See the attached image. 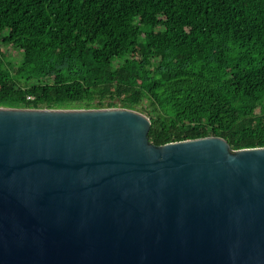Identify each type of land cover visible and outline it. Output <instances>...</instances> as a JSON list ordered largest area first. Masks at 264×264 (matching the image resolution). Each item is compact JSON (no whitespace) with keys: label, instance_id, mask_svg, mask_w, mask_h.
I'll return each mask as SVG.
<instances>
[{"label":"water","instance_id":"1","mask_svg":"<svg viewBox=\"0 0 264 264\" xmlns=\"http://www.w3.org/2000/svg\"><path fill=\"white\" fill-rule=\"evenodd\" d=\"M151 126L0 107V264H264V147Z\"/></svg>","mask_w":264,"mask_h":264},{"label":"trees","instance_id":"2","mask_svg":"<svg viewBox=\"0 0 264 264\" xmlns=\"http://www.w3.org/2000/svg\"><path fill=\"white\" fill-rule=\"evenodd\" d=\"M0 45L25 54H0V107L140 110L158 146L264 147V0H0Z\"/></svg>","mask_w":264,"mask_h":264},{"label":"rangeland","instance_id":"3","mask_svg":"<svg viewBox=\"0 0 264 264\" xmlns=\"http://www.w3.org/2000/svg\"><path fill=\"white\" fill-rule=\"evenodd\" d=\"M0 54L6 55L7 57H10V59L12 61H20V60H22V58L25 57V54L21 51V49L17 46H13V45H11L9 47H5V46L0 45ZM101 107H104V106H101ZM98 109H105V108H98ZM137 111L141 112L140 110H137Z\"/></svg>","mask_w":264,"mask_h":264},{"label":"built area","instance_id":"4","mask_svg":"<svg viewBox=\"0 0 264 264\" xmlns=\"http://www.w3.org/2000/svg\"><path fill=\"white\" fill-rule=\"evenodd\" d=\"M29 99H32L31 97H29Z\"/></svg>","mask_w":264,"mask_h":264}]
</instances>
